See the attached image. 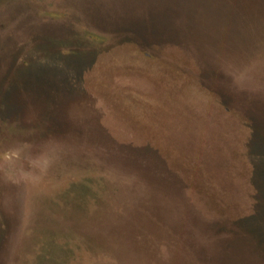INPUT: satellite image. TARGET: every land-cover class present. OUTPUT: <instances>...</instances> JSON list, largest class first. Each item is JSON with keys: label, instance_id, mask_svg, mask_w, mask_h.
<instances>
[{"label": "rangeland", "instance_id": "rangeland-1", "mask_svg": "<svg viewBox=\"0 0 264 264\" xmlns=\"http://www.w3.org/2000/svg\"><path fill=\"white\" fill-rule=\"evenodd\" d=\"M0 264H264V0H0Z\"/></svg>", "mask_w": 264, "mask_h": 264}]
</instances>
